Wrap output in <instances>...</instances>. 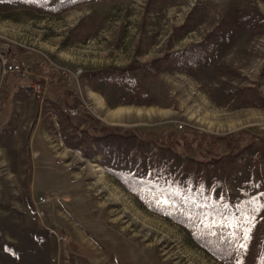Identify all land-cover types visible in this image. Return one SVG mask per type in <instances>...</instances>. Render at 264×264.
Instances as JSON below:
<instances>
[{
	"label": "rangeland",
	"instance_id": "rangeland-1",
	"mask_svg": "<svg viewBox=\"0 0 264 264\" xmlns=\"http://www.w3.org/2000/svg\"><path fill=\"white\" fill-rule=\"evenodd\" d=\"M0 39L27 65L41 53L52 61L34 69L48 81L0 70V264H222L151 209L169 201L168 183L252 216L260 242L264 0H0ZM200 42L203 55L177 69L175 52ZM69 94L94 123L58 112ZM243 129L254 137L241 151L216 147L209 163L182 142L164 147L173 131L206 135L213 149ZM146 175L157 190L136 183Z\"/></svg>",
	"mask_w": 264,
	"mask_h": 264
},
{
	"label": "trees",
	"instance_id": "trees-1",
	"mask_svg": "<svg viewBox=\"0 0 264 264\" xmlns=\"http://www.w3.org/2000/svg\"><path fill=\"white\" fill-rule=\"evenodd\" d=\"M203 47L204 43L200 42L182 52H175L174 56L179 61L176 66L177 69H184L187 63L194 65L195 61L203 55ZM155 62L156 60L154 62L142 63V66L151 68ZM57 102L58 100L55 103ZM81 103L82 101L79 97L73 100V106L75 107H79ZM251 105L259 106L254 101ZM83 113L89 114V111L83 110ZM103 128H106V126H103ZM114 128L115 130H121L123 127L115 126ZM130 133L134 134L131 130ZM243 136L254 137L247 130L243 129L233 136L229 134L224 136L225 141L221 142V144H216L213 149L210 148L212 144L209 143V140H205L204 142L208 146H203L202 148L198 146L199 150L196 149L197 147H193V149L196 150L195 152H197L201 161L209 163L216 159V147L219 146H225L232 155H237L241 151L238 144L243 140ZM195 137L197 136L195 135ZM260 138L264 141V137ZM153 142L159 145L158 141L153 140ZM169 149L174 152L171 146H169ZM175 153L178 154L177 152ZM187 159L193 161L194 158L192 159L188 156ZM126 176L134 180L130 174H126ZM135 180L139 186L143 185L149 191L158 189L156 186L159 181L157 177L150 178V176L146 175ZM175 184L168 183L159 187V189L165 191L166 195L169 196V201H157L151 209L169 217L178 224L186 226L193 240L222 264H244L245 261L243 259L246 257H250L249 264H264V232L260 242L252 243L253 236L248 231L253 223L252 216L241 212L234 215V211L228 205L223 206L212 202L210 198L205 196L202 189H190L185 193ZM129 188L135 192L132 186Z\"/></svg>",
	"mask_w": 264,
	"mask_h": 264
},
{
	"label": "built area",
	"instance_id": "built-area-1",
	"mask_svg": "<svg viewBox=\"0 0 264 264\" xmlns=\"http://www.w3.org/2000/svg\"><path fill=\"white\" fill-rule=\"evenodd\" d=\"M41 66L43 69H46L47 67H50V64L52 61L44 54L41 53ZM0 70L3 75L8 74H18V75H26L27 73H33V68L30 65H27L20 55L17 53L16 46L9 42L8 40L0 39ZM65 71V68L59 67L57 65H54L52 68V72L55 74H59V72ZM82 73V69L75 70V75H80ZM41 78L44 79V81H48L49 75L47 72H44L42 75H40ZM43 85V84H42ZM42 85L36 86V91H40V87ZM48 85V84H47ZM86 107L85 102L82 100V104L79 107L73 106V104H66L61 105L58 109V112L66 115L70 118H74L79 116L82 113V109ZM182 125H178V129H182ZM59 239L66 242L67 239L65 236L61 235L59 236Z\"/></svg>",
	"mask_w": 264,
	"mask_h": 264
},
{
	"label": "flooded vegetation",
	"instance_id": "flooded-vegetation-1",
	"mask_svg": "<svg viewBox=\"0 0 264 264\" xmlns=\"http://www.w3.org/2000/svg\"><path fill=\"white\" fill-rule=\"evenodd\" d=\"M62 97H63V99H61L60 103H65V102L67 103V98H65V96H62ZM82 113H83V110H82ZM87 116H88V118H90L92 123H94V121H95L94 117H92L90 114H87ZM106 128H108L109 130H112V128H110L109 126H106ZM153 135H154L153 140L157 141V138L155 140V134H153ZM195 135L197 137H195ZM178 136H180V135L177 131L172 132V137H173L172 143L169 142V140H167L168 138L166 136L165 138H167L166 139L167 141L165 140L166 142L164 143L165 144L164 147H169L171 145H174L175 147L179 148L180 143L182 142V144L184 145L183 150L185 151L186 154H188V153H190V150H192L191 149L192 147H196L197 146L196 144H198L200 147V145L204 144V142L207 138L206 137L204 139V136L202 134H200L198 132H192L189 130H185L182 137H178ZM146 138H147V136L144 139H146ZM159 145L161 146L160 143H159ZM185 146H187V148H186L187 150L185 149Z\"/></svg>",
	"mask_w": 264,
	"mask_h": 264
},
{
	"label": "crops",
	"instance_id": "crops-1",
	"mask_svg": "<svg viewBox=\"0 0 264 264\" xmlns=\"http://www.w3.org/2000/svg\"><path fill=\"white\" fill-rule=\"evenodd\" d=\"M19 55H20V57L21 58H24L25 59V56H23V54L21 53V52H19ZM40 54H36V57L38 58L39 57V60H32V61H30L31 62V67L33 68V70L35 69V66L37 65V64H41L40 62H41V58H40V56H39ZM27 56V55H26ZM44 73V72H43ZM42 72L40 73V72H35L34 71V74L35 75H42L43 74ZM53 73V72H52ZM37 75V76H38ZM49 75V74H48ZM49 77H50V75H49ZM21 85H23V84H21ZM70 95V94H69ZM76 97H78V96H76ZM76 97H73V96H68V95H65V98H67V103L65 102V105L66 104H70V103H72L73 104V100L76 98ZM50 98V100H52L53 98H51V97H49ZM62 99H63V97H61ZM81 99V98H80ZM54 100V99H53ZM83 100V99H82ZM81 100V101H82ZM57 100H55V102H56ZM59 101V100H58ZM60 101H61V99H60ZM60 101L59 102H57L56 104H59V105H62L63 103H60ZM84 101V100H83ZM82 104V103H81Z\"/></svg>",
	"mask_w": 264,
	"mask_h": 264
},
{
	"label": "water",
	"instance_id": "water-1",
	"mask_svg": "<svg viewBox=\"0 0 264 264\" xmlns=\"http://www.w3.org/2000/svg\"><path fill=\"white\" fill-rule=\"evenodd\" d=\"M19 52V51H18ZM71 105H72V103H70ZM91 113V112H90ZM89 113V114H90ZM92 114V113H91ZM102 126H110L111 128H112V126H111V124H107V123H103L102 124ZM113 129V128H112ZM131 130L132 132H134V133H136V131H135V129L133 128V127H128V126H123V129H122V131L121 132H119V133H123V132H125L126 130ZM153 132V131H152ZM236 133H233V134H231V136H233V135H235ZM258 136H263L264 137V134L263 133H260V134H257ZM146 136H143V137H141L142 139L143 138H145ZM206 138V135H204V139ZM155 140H156V138H155ZM223 141H225V139H219V140H216V142H223ZM187 148V146L185 147V149ZM197 150H199L200 148L197 146V148H196ZM187 150V149H186ZM190 151H192V153H194L196 150H194V149H192V150H190ZM178 154H181V152H178V151H176ZM186 155H189V154H186Z\"/></svg>",
	"mask_w": 264,
	"mask_h": 264
},
{
	"label": "snow or ice",
	"instance_id": "snow-or-ice-1",
	"mask_svg": "<svg viewBox=\"0 0 264 264\" xmlns=\"http://www.w3.org/2000/svg\"><path fill=\"white\" fill-rule=\"evenodd\" d=\"M251 229H249L248 231H250Z\"/></svg>",
	"mask_w": 264,
	"mask_h": 264
}]
</instances>
